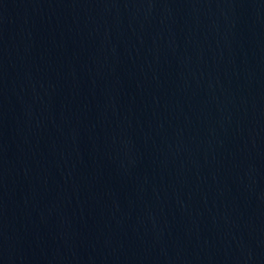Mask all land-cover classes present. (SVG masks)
I'll return each mask as SVG.
<instances>
[{"label": "water", "instance_id": "obj_1", "mask_svg": "<svg viewBox=\"0 0 264 264\" xmlns=\"http://www.w3.org/2000/svg\"><path fill=\"white\" fill-rule=\"evenodd\" d=\"M0 264H264V0H0Z\"/></svg>", "mask_w": 264, "mask_h": 264}]
</instances>
